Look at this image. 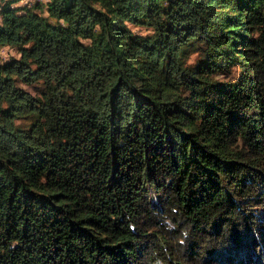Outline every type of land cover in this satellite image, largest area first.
<instances>
[{
  "label": "trees",
  "instance_id": "trees-1",
  "mask_svg": "<svg viewBox=\"0 0 264 264\" xmlns=\"http://www.w3.org/2000/svg\"><path fill=\"white\" fill-rule=\"evenodd\" d=\"M20 1L0 0V264H249L264 0Z\"/></svg>",
  "mask_w": 264,
  "mask_h": 264
},
{
  "label": "rangeland",
  "instance_id": "rangeland-1",
  "mask_svg": "<svg viewBox=\"0 0 264 264\" xmlns=\"http://www.w3.org/2000/svg\"><path fill=\"white\" fill-rule=\"evenodd\" d=\"M38 1L44 2L45 0H21L19 4L27 3L29 6H31L32 4ZM138 29L139 28H136V30ZM3 54L5 56L17 55V51L15 50V47L7 45L3 48ZM194 57L195 55L192 54L190 60H193ZM146 74L147 75L145 79L138 81V84L141 85L145 90L151 93H159L160 91L167 88L163 83L162 77H160L157 73L151 72L146 68ZM30 89H32L33 91H37L38 89H40V87L32 86L30 87ZM255 251L256 254H251L250 256H248V262L250 261L249 264H264V240L262 244L257 245Z\"/></svg>",
  "mask_w": 264,
  "mask_h": 264
},
{
  "label": "clouds",
  "instance_id": "clouds-1",
  "mask_svg": "<svg viewBox=\"0 0 264 264\" xmlns=\"http://www.w3.org/2000/svg\"><path fill=\"white\" fill-rule=\"evenodd\" d=\"M175 210V209H174ZM186 234V233H185Z\"/></svg>",
  "mask_w": 264,
  "mask_h": 264
}]
</instances>
